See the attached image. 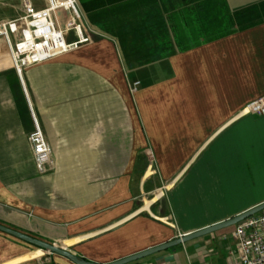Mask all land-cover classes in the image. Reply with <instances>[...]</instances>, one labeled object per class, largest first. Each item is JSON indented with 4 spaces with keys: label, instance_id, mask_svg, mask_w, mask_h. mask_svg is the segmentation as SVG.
I'll return each mask as SVG.
<instances>
[{
    "label": "crops",
    "instance_id": "crops-1",
    "mask_svg": "<svg viewBox=\"0 0 264 264\" xmlns=\"http://www.w3.org/2000/svg\"><path fill=\"white\" fill-rule=\"evenodd\" d=\"M32 1L36 9L48 4ZM203 1L165 3L181 9ZM210 1L225 13L259 5L253 13L263 18L200 44L188 30L191 46L157 62L147 84L127 69L111 35L97 34L21 74L0 38L1 225L108 264L264 202V115L245 110L264 97V0ZM82 6L95 24L120 14ZM23 14L22 0H0V21ZM58 16L61 25L68 12ZM35 124L53 152L44 172L28 141ZM235 229L124 264H236ZM0 264L77 263L0 230Z\"/></svg>",
    "mask_w": 264,
    "mask_h": 264
},
{
    "label": "built area",
    "instance_id": "built-area-1",
    "mask_svg": "<svg viewBox=\"0 0 264 264\" xmlns=\"http://www.w3.org/2000/svg\"><path fill=\"white\" fill-rule=\"evenodd\" d=\"M46 7L36 9L32 0H22L24 14L11 21H0V38L7 41L16 71H22L32 65L48 61L80 43L91 39V30L78 0H47ZM68 12L65 26L60 25L59 10ZM58 31L59 38L67 42L68 47L53 45L51 34ZM76 40L68 41L70 32ZM13 36V38H12ZM141 82L132 83L135 91ZM247 113L264 115V97L251 102ZM28 141L32 149L37 168L44 172L53 162L50 144L38 124L29 133ZM236 225L235 235L239 249L236 264H264V208L244 218Z\"/></svg>",
    "mask_w": 264,
    "mask_h": 264
},
{
    "label": "trees",
    "instance_id": "trees-1",
    "mask_svg": "<svg viewBox=\"0 0 264 264\" xmlns=\"http://www.w3.org/2000/svg\"><path fill=\"white\" fill-rule=\"evenodd\" d=\"M97 1L100 2V0ZM165 1L132 0L128 4L124 0L110 2L115 8L122 6L137 12L139 21L135 26V33L138 37L134 36L135 39L128 45L122 40L120 47L127 69L137 71L139 77L146 84L154 80L152 72L155 71L157 62H167L169 56L177 50L187 49L191 46L186 34L188 30L195 34V38H192L191 42L200 44L233 32L232 19H237L240 22L238 23L240 29L253 26L262 20H249L248 17L249 14L257 10L259 5L237 10L234 13H225L219 6V2L210 0L200 2L197 7H182L181 9L169 7ZM80 2L86 5L88 0H80ZM130 4L131 6H129ZM260 5L264 6V3ZM86 6L88 7V5ZM97 7H101L103 13L106 11L116 13L117 11L115 8L110 10L106 6L103 8L101 5H97ZM240 19L246 21L241 22ZM204 34H210L211 37L199 38Z\"/></svg>",
    "mask_w": 264,
    "mask_h": 264
},
{
    "label": "water",
    "instance_id": "water-1",
    "mask_svg": "<svg viewBox=\"0 0 264 264\" xmlns=\"http://www.w3.org/2000/svg\"><path fill=\"white\" fill-rule=\"evenodd\" d=\"M263 208H264V202L261 203L260 205H257L256 207H254V208H252V209H250V210H248V211L236 216V217L228 219V220H226V221H224L222 223H219L217 225H213L211 227L205 228V229L197 231L195 233H191L190 235H185L183 237H178L177 239H174L173 241H168V242H166V243H164L162 245H159L157 247H153V248L148 249L146 251H142L140 253L131 255V256L126 257L124 259H121V260H118V261H114V262L108 263V264H124V263L130 262V261L142 258L144 256H147V255H149L151 253H154V252L169 248L171 246H174V245H177V244H182V243L186 242L187 240H189L191 238H194V237H197V236H201V235H204V234H207V233H210V232H214V231H216V230H218L220 228H224V227H227V226L232 225V224H237L239 221L243 220L244 218H246L248 216H251V215L259 212ZM0 230L4 231L6 233H9V234H11V235H13L15 237H18L20 239H23V240H25V241L33 244V245L42 247V248L46 249L49 252L61 254V255L65 256V257H68V258H70L72 261H74L77 264H100V263H94V262H89V261H84L82 259H79L77 256L73 255L70 251H68L67 248H65L63 246H59V245H56V244H51V243L44 242L42 240H39V239H36V238L31 237L29 235L20 233V232L14 230V229H11V228L6 227V226L1 225V224H0Z\"/></svg>",
    "mask_w": 264,
    "mask_h": 264
},
{
    "label": "rangeland",
    "instance_id": "rangeland-1",
    "mask_svg": "<svg viewBox=\"0 0 264 264\" xmlns=\"http://www.w3.org/2000/svg\"><path fill=\"white\" fill-rule=\"evenodd\" d=\"M111 1H113V0H100V2L97 1V0H94V1L93 0H88L86 5H88L89 7L95 6V5H98V6L101 5L102 7L106 6L108 9L111 10V9H114V5H112V4L110 5ZM78 2H79V4L81 6L83 5L80 2V0H78ZM82 9L84 10L83 6H82ZM115 10H117L120 13L119 16L117 17V19H114L112 17H104V19H106L107 21H110V22L95 24V23H92L91 19L88 17L89 19L87 18L88 22H87L86 26H87L88 30H89V28L91 29L89 31V33L91 34V37L102 33V34L111 35V36L116 37L119 43H121V41L123 40V42L126 45H128V44L131 43V41L133 39L138 37V35L135 33V31H136L135 26L138 24V21H139V18L137 17V14H136L137 12L134 11V10L131 11L127 7L125 8V7H122V6L119 7V8H115ZM106 12L107 13L109 12V14H112L111 11H106ZM252 13L248 15L249 20H259V19L263 18L259 14L257 15V13H259V11L256 12V13H253V15H252ZM91 14L93 15L94 12L92 11ZM88 15H90V14H88ZM66 19H67V16H64V17L61 18L62 27L65 26L64 24H65ZM240 20H241V22H245L246 21V20H243V19H240ZM238 23H240V22H238ZM238 23H234L232 25V27L233 26L234 27L235 26H239V25H237ZM70 35L73 36L75 34L72 31V32H70ZM134 36H135V38H134ZM122 37H124V38H122ZM72 40H74V39H72ZM72 40L70 39V41H72Z\"/></svg>",
    "mask_w": 264,
    "mask_h": 264
},
{
    "label": "bare ground",
    "instance_id": "bare-ground-1",
    "mask_svg": "<svg viewBox=\"0 0 264 264\" xmlns=\"http://www.w3.org/2000/svg\"><path fill=\"white\" fill-rule=\"evenodd\" d=\"M51 39L53 42V45H58V46H67V42L62 41V38H59V33L58 31H53L51 34ZM15 63V62H14ZM16 66V65H15ZM39 252H44L42 249H38Z\"/></svg>",
    "mask_w": 264,
    "mask_h": 264
}]
</instances>
